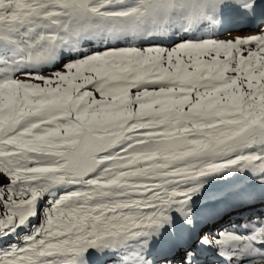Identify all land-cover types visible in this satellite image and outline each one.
Segmentation results:
<instances>
[{"label":"snow or ice","instance_id":"6c2138e0","mask_svg":"<svg viewBox=\"0 0 264 264\" xmlns=\"http://www.w3.org/2000/svg\"><path fill=\"white\" fill-rule=\"evenodd\" d=\"M209 254L264 264V0H0V264Z\"/></svg>","mask_w":264,"mask_h":264},{"label":"bare ground","instance_id":"6f19581e","mask_svg":"<svg viewBox=\"0 0 264 264\" xmlns=\"http://www.w3.org/2000/svg\"><path fill=\"white\" fill-rule=\"evenodd\" d=\"M209 255H211V254H209ZM208 259H207V261L210 263V262H212L216 257L215 256H212V257H207ZM211 264V263H210Z\"/></svg>","mask_w":264,"mask_h":264},{"label":"rangeland","instance_id":"374dc122","mask_svg":"<svg viewBox=\"0 0 264 264\" xmlns=\"http://www.w3.org/2000/svg\"><path fill=\"white\" fill-rule=\"evenodd\" d=\"M233 220H237V219H234V218H232Z\"/></svg>","mask_w":264,"mask_h":264}]
</instances>
